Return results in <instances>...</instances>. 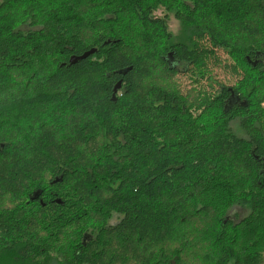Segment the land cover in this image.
I'll list each match as a JSON object with an SVG mask.
<instances>
[{
    "label": "trees",
    "instance_id": "16d2710c",
    "mask_svg": "<svg viewBox=\"0 0 264 264\" xmlns=\"http://www.w3.org/2000/svg\"><path fill=\"white\" fill-rule=\"evenodd\" d=\"M36 1L0 0V264H189L200 241L210 240L219 256L213 264H259L256 250L236 253L233 246L264 197V107L252 102L264 79V52L242 44L237 59L254 77L232 63L233 78H240H231L233 86L216 82L212 94L158 87L151 77L159 68L168 78L189 73L205 37L236 60L217 28L223 24L230 40L240 33L264 38V0H253L252 13L246 1H233L206 21L194 17L201 3L189 1L179 16L187 19V43L173 41L164 21L150 18L154 7L131 0V22L146 34L139 48L153 44L148 64L116 30L83 42L81 29L117 21L110 5L99 3L97 13L76 0H44L42 25L25 16L28 25L19 29L11 15ZM73 24L79 29L67 30ZM197 70L195 83L205 77ZM53 108L67 118L62 128L43 119ZM235 120L245 139L231 132ZM211 199L219 203L213 212ZM234 206L250 216L233 222L227 213ZM66 232L71 240L63 249Z\"/></svg>",
    "mask_w": 264,
    "mask_h": 264
},
{
    "label": "rangeland",
    "instance_id": "374dc122",
    "mask_svg": "<svg viewBox=\"0 0 264 264\" xmlns=\"http://www.w3.org/2000/svg\"><path fill=\"white\" fill-rule=\"evenodd\" d=\"M52 1H55V0H52ZM189 1L191 0H166V1L160 0V2L159 0H142L143 2L142 6L144 5L147 7H154L155 10L152 11L150 18L163 20L166 25V29H167L166 33L170 35V38H172L173 41L174 40L182 41V42L184 41V43H187L188 37L185 36L184 38H182L183 36L182 33H186L185 30L183 32V26H184L183 21L187 19L185 18V16H183L184 18H182L183 19L182 21L179 18V16L184 14L182 12L181 6L190 5ZM197 1H199L201 3L200 6L201 5L202 6L200 9H198V11H196V13L194 14V17L197 14H199L202 18H205V21L206 19L214 20L213 13L216 14L218 10L227 12V8L229 7V5L227 7V4H230L231 2H232L231 4H233V1L234 3H236L237 6L242 5V3H245L244 1H246L247 6L249 7V13L253 12V9L251 8L253 6V0H250V6H249V0H244V1L243 0H209V1H212L213 3L212 4L213 7H211L210 10H205L204 8L205 4L203 3H205L206 0H197ZM43 3H44V0L42 1L37 0L36 6L35 5H29V6L24 5L21 8V11H18L16 14H12L11 16L15 18V15H16V19H18L20 22L24 20L23 18L25 16L28 17L29 21L31 17H34L35 19L37 18V22L42 25V21H41L42 12H39V11L42 9ZM99 3L101 4L106 3L107 6L110 5V7L112 8H110L109 11L118 12L119 18L117 19L116 22L114 20L111 24H104L103 20H99L97 21L98 25L95 27H93L92 24L89 23L90 27L92 26L91 30L81 29L82 35L84 36L82 37L84 40L83 42L87 43L88 39L86 37H89L91 33L92 35H95L98 31L101 32L102 29L109 31L110 33L116 30L118 32L116 36H120V39L123 42V44L129 47L131 51L138 52L139 58H141L139 60L142 61V58H143L145 59L143 62H146L147 64L150 63L149 58H152L153 56H155V53H152L154 52L153 44L148 46L147 50L145 49L140 50L139 48L140 44H142V38L140 37L142 33L144 36H146V34L145 32H143L144 28L142 24L140 23L137 24L138 23L137 21H136L137 23L135 21L131 22L130 18H134V15L131 11L133 10V5H134L132 1L131 0H76L75 6H82L85 8L89 7L90 9L93 8L94 6L96 9L98 8L97 13H99L98 12L100 9L98 7ZM194 6H195V2H194ZM189 9H191V7ZM103 18L107 19L108 17L105 16ZM91 21L92 22L94 21L93 18L91 19ZM249 21H250V24L257 25L258 27V23L260 22V19L259 18L253 19L252 15H250ZM18 23L19 22L15 24L18 25ZM21 23L23 25H21L19 29H24L28 25L25 22H21ZM37 26H40V25H37ZM39 29L40 28L37 27L34 30H39ZM75 29H79V26L76 24H73L67 28V30L69 31L75 30ZM217 29H219V31L222 32L221 35L224 36L225 38L227 37V39L229 40V43L232 44V47H233L232 50L234 51L236 60H233V56H231L230 54H226L225 51L219 50L218 48L214 49L209 38L205 37L203 40L199 41L200 46H202L203 48L201 50L200 57L197 61V64L195 65V67H192L193 69L190 70L189 73L185 74L183 71H178V74L176 76H174L173 78H168L163 75V73L160 71V68L158 69V71L157 70L154 71V69L157 66L150 64L151 65L150 70L151 68H153L152 70L154 71L152 72V77H151L152 83H154L158 87L159 86L177 87V89H179L183 93L186 92L187 90L190 91L192 87L193 88L205 87V88H201V90L206 91L205 94H212V91H210L208 87L216 86L215 85L216 82L222 81L221 83L225 86H230V85L233 86L234 85L233 82L235 83L237 79L240 78V74H238L239 77L233 78L234 77L233 72H231V70L228 68V66L232 63H235L236 68L240 72H242L245 76L248 75V76L254 77V72H252L249 69H246V67L241 62H239V60L237 59V54L242 52V50L244 49L243 45L252 46L253 49L256 48L255 49L256 51L264 52V38H262L261 36H255V37L245 36L243 35V33H240V35L234 36L233 31L230 30V34L234 36L232 37L233 40L232 39L230 40L226 31L224 30L225 26L223 24H221L220 27ZM139 38L141 39V42H137ZM92 42L93 40H91V43ZM43 43H46V42L43 40ZM259 49H262V50H259ZM168 55H171V54H168ZM93 61L95 62V59H93ZM200 67H201V71L204 72L205 77H204V80L202 79L199 83H195L194 80H198V79L194 74L197 73L198 71L197 69H199ZM245 70H247V72ZM231 78H233L232 79L234 80L233 82H229ZM147 82H148V79L145 80V84ZM261 82L262 83L260 84V87L255 89L256 93H254L252 102L253 104H258L262 106L263 108L264 107V79ZM12 88L13 87H11L10 90ZM177 89L174 88V90H177ZM193 109L195 108H190L191 113H194ZM54 111H55L54 108L47 109L45 113L43 112L44 114L43 119L44 121L48 122L50 126H52L53 128H62L63 125L67 124L68 122L67 118L66 116L62 117L61 115L56 114ZM208 113L209 112H207V115ZM214 114H215V109L210 111L209 116L214 115ZM229 127H230L231 132L235 136L245 139L246 136L241 131L237 120L230 122ZM98 140L99 142L101 141L100 139ZM243 185H244V188H246V185L245 184ZM260 194H262V192ZM218 207H219V203L211 199L209 203L210 212L211 210L212 212L215 211V209H217ZM253 212L254 213H252V216H251L252 218L249 220L253 222V224L252 223L250 224L251 227H249V232L246 233V231L243 230L240 233L239 237H242V238H240L239 242L237 240V243H236L238 246V249L235 248L234 246H233V249L236 253L241 251V249L244 251H247V253H250L256 250L259 253V255H261V258H262L259 264H264V197H262V202H259L258 206H256L255 211ZM249 216H250V212L248 211V208L243 209V208H239L236 206L232 207L227 213V217H229L233 222H237V219L242 220L243 218L245 217L247 218ZM114 217H115L114 218L115 221L116 220L118 221L119 217L117 218V215H114ZM110 222L114 223V220ZM209 223L212 224L210 221H208L206 223H203L202 226L206 227L207 225H209ZM88 231L89 232H87V234L91 233V230H88ZM211 231H212V228L210 229V232ZM70 235H71V232L65 233L64 237L61 239V242L59 244L61 248L63 249L67 248L66 244L69 239L71 240ZM189 240H191L190 241V244H191L192 236H189ZM205 242L206 241L204 242L200 241V245H201L200 247L193 246L196 248H194L193 250L194 253L191 254V258L190 259L188 258L189 264H213L214 262H216V258L219 257L218 252L216 251L217 249L216 245L214 246L211 240H210V243L204 244ZM200 249L203 252L201 254H200ZM184 260L187 263V258H185ZM229 264H233V262H230Z\"/></svg>",
    "mask_w": 264,
    "mask_h": 264
},
{
    "label": "water",
    "instance_id": "95a60500",
    "mask_svg": "<svg viewBox=\"0 0 264 264\" xmlns=\"http://www.w3.org/2000/svg\"><path fill=\"white\" fill-rule=\"evenodd\" d=\"M94 52H95V50H90V51L84 53V54H83L81 57H79V58H71V59H70V63L73 64V63H75L76 61L83 60V59L87 58L88 56L92 55ZM120 84H121V82L119 81V82L114 86V88H113V93H115L117 90L120 89ZM263 174H264V171H263Z\"/></svg>",
    "mask_w": 264,
    "mask_h": 264
}]
</instances>
